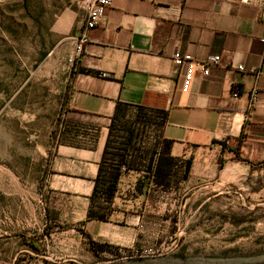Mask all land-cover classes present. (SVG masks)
<instances>
[{"label":"crops","instance_id":"1","mask_svg":"<svg viewBox=\"0 0 264 264\" xmlns=\"http://www.w3.org/2000/svg\"><path fill=\"white\" fill-rule=\"evenodd\" d=\"M84 21L74 30L72 88L49 183L73 232L123 240L121 230L140 229L153 194L190 182L234 185L264 165V10L225 0H111L77 52ZM176 52L198 61L220 55L221 63L183 92ZM228 138L242 141L238 160L222 155Z\"/></svg>","mask_w":264,"mask_h":264},{"label":"rangeland","instance_id":"2","mask_svg":"<svg viewBox=\"0 0 264 264\" xmlns=\"http://www.w3.org/2000/svg\"><path fill=\"white\" fill-rule=\"evenodd\" d=\"M85 1L0 0V264H264V165L234 185L153 194L140 229L111 244L63 221L49 183ZM70 203L80 219L83 199Z\"/></svg>","mask_w":264,"mask_h":264},{"label":"built area","instance_id":"3","mask_svg":"<svg viewBox=\"0 0 264 264\" xmlns=\"http://www.w3.org/2000/svg\"><path fill=\"white\" fill-rule=\"evenodd\" d=\"M225 1H235L242 5H252L261 10H264V0ZM84 6L86 16L82 36L79 39L77 52H80L82 49V45L85 42L86 33L98 27L105 20L106 12L111 7V0H86ZM261 42L264 44V39H261ZM173 63L182 72V91L187 92L189 90L190 84L192 83L197 74H201L205 78L210 76L211 69L213 67H217L221 63V56H210L205 61H198L191 55L176 52L173 56ZM236 68L240 72L245 71L244 67L242 66H237ZM232 96L233 98H238L239 94L237 91H234ZM257 96L258 91H252L250 95V107H253L257 104ZM121 170L125 172L126 167L122 166Z\"/></svg>","mask_w":264,"mask_h":264},{"label":"trees","instance_id":"4","mask_svg":"<svg viewBox=\"0 0 264 264\" xmlns=\"http://www.w3.org/2000/svg\"><path fill=\"white\" fill-rule=\"evenodd\" d=\"M241 144H242V141L239 138L238 139L228 138L227 141L223 142V144H222V147H223L222 150L225 148V146H232V147H234L235 148V151H231V153L232 152L234 153L232 159L233 160H238L239 159V154H240V146H241ZM122 166H125L126 167V171L128 170L126 164L123 163V164H120L119 167H118L121 172H123L121 170ZM187 169H189V165L187 166ZM96 219L99 220V221H105V222L107 221V219H106V217H104V215H97L96 216ZM87 239L89 240V243L91 245L94 244V241L91 239L90 236ZM29 244L33 248H35V249L37 248L36 245H35V241L34 240L30 241ZM103 248H104V246L103 245H100V250H103Z\"/></svg>","mask_w":264,"mask_h":264}]
</instances>
